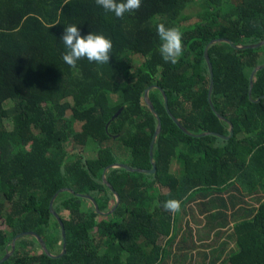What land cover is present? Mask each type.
<instances>
[{"label":"trees","instance_id":"obj_1","mask_svg":"<svg viewBox=\"0 0 264 264\" xmlns=\"http://www.w3.org/2000/svg\"><path fill=\"white\" fill-rule=\"evenodd\" d=\"M160 23L182 33L175 65L160 55ZM69 25L109 38V64L68 66L60 38ZM220 37L242 47L264 41V0H142L122 19L95 0H0V260L30 231L60 255L63 231L50 205L61 189L74 191L55 202L67 254L53 258L27 236L4 264H264V69L249 96L264 46L209 47L210 100L221 119L207 100L204 54ZM153 86L157 173L110 170L121 203L102 215L78 194L103 213L114 209L107 167L154 168L159 123L145 97ZM162 91L189 134L229 136L232 126V137L188 136ZM167 200L180 210L165 211Z\"/></svg>","mask_w":264,"mask_h":264},{"label":"clouds","instance_id":"obj_2","mask_svg":"<svg viewBox=\"0 0 264 264\" xmlns=\"http://www.w3.org/2000/svg\"><path fill=\"white\" fill-rule=\"evenodd\" d=\"M95 3L108 13H114L117 18H123L126 13H135L142 6V0H95ZM157 35L161 41L159 48L160 55L164 62L175 65L183 54L182 33L177 27H166L160 23L156 27ZM66 52L63 61L75 69L77 62L87 59L89 63L97 65L109 64L113 44L112 41L102 34L89 33L82 35L76 25H69L64 28L61 36ZM162 207L165 211L178 212L180 201L167 200Z\"/></svg>","mask_w":264,"mask_h":264},{"label":"water","instance_id":"obj_3","mask_svg":"<svg viewBox=\"0 0 264 264\" xmlns=\"http://www.w3.org/2000/svg\"><path fill=\"white\" fill-rule=\"evenodd\" d=\"M229 42L230 45L234 48H244V49H255V48H260L262 46H264V41L260 42V43H257V44H254V45H247V46H236L234 45L231 40L229 38H224V37H220V38H216V39H212L211 41L208 42V44L205 46V49H204V54H205V59H206V64H207V68H208V72H209V86H208V92H207V100L209 101L210 105H211V108L213 109V111L215 112L216 115H218L215 107L213 106L211 100H210V96H211V92H212V87H213V65H212V62H211V59H210V56H209V53H208V49L211 45H213L214 43L216 42ZM264 69V64L262 65H259L257 66L252 74H251V77H250V90H249V96L251 98V93H252V88H253V84H254V78H255V75L258 71ZM157 88V86H153V87H150L146 90V100L148 102V104L150 105L153 113L155 114V116L157 117L158 119V129L156 131V134L154 136V140L152 142V145H151V158H152V162H153V166L154 168L152 170H144V169H136V168H133L127 164H124V163H117V164H113V165H110L109 167L106 168V170L104 171V175H103V180H104V183L115 193V196L117 198V205L114 209H112L111 211H109L108 213H103L101 210H100V207H99V204L96 202V200L89 194H78L80 197H83V198H86V199H89L90 201H92L94 203V205L96 206V209L97 211L102 214V215H105V216H109V215H112L114 213V211L116 210L117 206L121 203V196L120 194L115 190V188L112 186V184L109 182L108 180V173L110 170L112 169H115V168H124V169H127L128 171L130 172H144V173H148V174H152V173H157V163L155 161V158H154V155H155V145H156V141H157V138L158 136L160 135L161 133V130H162V120H161V117H160V113L156 110L153 102L151 101L150 99V92ZM162 94H163V97H164V102H165V107H166V110L169 114V116L174 120V122L180 127V129H182L186 134H188V136H191V137H194V138H202V137H206V136H212V135H216V136H219L223 139H229L232 137L234 131H233V127L231 126L230 128V135L229 136H222L220 134H216V133H212L210 132L209 134H202V135H197V136H194V135H191L189 134V132L182 126V124L174 117V115L172 114V112L170 111L169 107H168V98L165 94L164 91H162ZM261 98H264L261 97ZM260 99H258L256 102H259ZM122 110L117 113V115L115 116V118H117L120 114H121ZM219 116V115H218ZM220 117V116H219ZM221 118V117H220ZM222 119V118H221ZM74 192L72 189H69V188H63L61 189L60 191H58V193L54 196V198L52 199L51 201V205H50V208H51V211L52 213L55 215V217L58 219L61 227H62V231H63V240H64V247H63V252L60 254V255H53L51 253V251L49 250L48 246H47V243L45 242V240L43 239V237L38 234L37 232H34V231H30V232H24V233H21L19 235H17L14 239H13V242H12V251H9V253H7V255L0 260V264H4L5 262H7L8 260H10V258L13 256V254L15 253L16 251V248H17V243L22 240L23 238L27 237V236H33V237H36L38 239V241L40 242V244L42 245L44 251L51 257L53 258H60V257H63L64 255L67 254V250H68V238H67V230H66V226H65V223L62 219V217L60 216V214L55 210V202L56 200L58 199L59 195L63 192Z\"/></svg>","mask_w":264,"mask_h":264},{"label":"rangeland","instance_id":"obj_4","mask_svg":"<svg viewBox=\"0 0 264 264\" xmlns=\"http://www.w3.org/2000/svg\"><path fill=\"white\" fill-rule=\"evenodd\" d=\"M192 20H193V19H192ZM192 20H190V22H192ZM190 22H187V24L190 23ZM139 62H140V61H139ZM68 147H69L70 151H73L74 148H73V146H72L71 144H68ZM88 155H89V156H94L95 154L92 153V154H88ZM253 202H254V201H253ZM255 205H256V203H255ZM87 206H89V205H87ZM4 228H5V227H4Z\"/></svg>","mask_w":264,"mask_h":264}]
</instances>
